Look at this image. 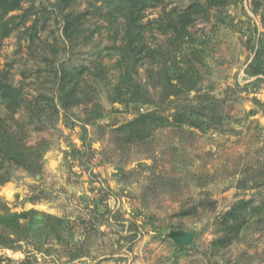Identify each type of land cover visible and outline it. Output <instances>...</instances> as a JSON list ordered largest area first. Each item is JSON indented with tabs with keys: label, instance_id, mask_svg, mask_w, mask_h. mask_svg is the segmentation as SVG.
Wrapping results in <instances>:
<instances>
[{
	"label": "rangeland",
	"instance_id": "374dc122",
	"mask_svg": "<svg viewBox=\"0 0 264 264\" xmlns=\"http://www.w3.org/2000/svg\"><path fill=\"white\" fill-rule=\"evenodd\" d=\"M56 1L22 0L6 18L16 16L19 27L0 45V72L20 89L21 108L34 100L51 108L44 125L24 109L14 116L25 125L29 157L0 187V215L18 219L0 221V234L14 242L0 246V264H264V186L239 187L264 166V78L245 73L264 0L201 12L176 51L182 74L160 84L151 73L157 59L143 58L130 67L132 94L119 91L122 18L105 19L102 0H71L63 11L86 17L69 42ZM145 1L144 44L169 60L170 17L207 0ZM62 69L78 84V103L66 113L55 76ZM209 104L221 120L202 129L171 124L186 108ZM7 108L0 103V114L16 128ZM151 111L170 124L147 126L139 133L149 135L118 147L115 131ZM240 200H251L257 215L236 240L216 246L221 215Z\"/></svg>",
	"mask_w": 264,
	"mask_h": 264
},
{
	"label": "trees",
	"instance_id": "16d2710c",
	"mask_svg": "<svg viewBox=\"0 0 264 264\" xmlns=\"http://www.w3.org/2000/svg\"><path fill=\"white\" fill-rule=\"evenodd\" d=\"M71 0H57L55 5L62 14L63 21V35L69 41H77L79 34L81 33V26L86 17L85 13L75 14L72 11L65 12V6ZM108 6V12L104 18L108 21H114L115 19L122 18L123 20V35L120 38V44L118 46L121 52V61L125 63L126 70L119 74L120 87L119 91L123 90V87L131 90V94L136 92L134 86V80L130 77V67L137 65L143 58L157 59L156 70H151L153 79L159 78L160 84L162 81L168 80L173 75L182 74L183 70L177 62L176 51L181 46V42L184 38H190L188 27H190L194 20L204 12L205 14L210 9H219L226 6L228 0H207L206 4H191L186 10L179 12L174 17H170L167 24L170 31V38L168 39V46L172 50H168L166 58L162 61L160 54V47L149 49L145 46L142 38V24L141 20L145 9L148 7L145 0H102ZM22 0H0V45L8 35H10L19 24L16 22V16L10 15L12 12L20 10ZM257 12V10H256ZM260 23L262 32L258 39L253 41L252 50L254 51V57L251 63L245 69V73L248 77H263L264 78V11L260 14ZM22 25V24H21ZM32 42L37 37V28L33 24L31 26ZM165 33H168L167 30ZM164 58V57H163ZM168 63V64H167ZM69 72L64 69L61 72L55 73L58 85V100L63 113L70 111L71 107L78 103V84L71 83V78H68ZM259 80L261 78H258ZM7 102L10 108V119L16 124V128L8 127L4 117L0 114V187L10 181L14 175L13 168H22L28 161L29 154L27 153L29 148L26 147L23 135L24 126L19 125V120H16L14 116L22 111L26 110L30 113V118L35 122L44 123L48 122V115L51 108H42L41 103L37 100L30 102L29 108H21L22 98L20 89L13 86L6 73L0 72V103ZM213 105H205L203 108H186L184 112L177 113L173 116V125L187 124L188 126L202 129V124L205 121H217L221 120V114L218 112V108H211ZM54 110V108H52ZM194 112H193V110ZM54 116H58V110H54ZM51 117V116H50ZM47 119V120H45ZM165 119L157 116L154 111H151L143 115L140 119H135L133 122L125 124L123 127L115 131L116 137L120 140L117 144L121 147L122 144L129 145L137 143V139L142 140L144 134L140 136L139 131H145L147 126L153 128H161L168 122H164ZM46 122V123H47ZM44 125V124H43ZM259 173L255 178L245 179L240 182L241 188L246 187L247 183L253 182L262 184L264 186V166L259 168ZM259 181H262L258 183ZM260 184V185H261ZM257 208L253 206L251 200H240L234 204L227 212L221 215L218 222V234L215 241L216 246H221L225 243L230 244L240 235L245 224L248 222V218L257 215ZM249 212H252L251 214ZM13 217L18 221L16 214H1L0 221L7 217ZM13 241L5 239L0 234V246L11 249L13 247ZM183 247V246H182ZM80 258V255L74 256V259Z\"/></svg>",
	"mask_w": 264,
	"mask_h": 264
},
{
	"label": "water",
	"instance_id": "95a60500",
	"mask_svg": "<svg viewBox=\"0 0 264 264\" xmlns=\"http://www.w3.org/2000/svg\"><path fill=\"white\" fill-rule=\"evenodd\" d=\"M191 237H192V234L191 233H184V234H182L181 235V238H182V240H181V243L184 245V246H186L187 244H189L190 243V241H191Z\"/></svg>",
	"mask_w": 264,
	"mask_h": 264
}]
</instances>
